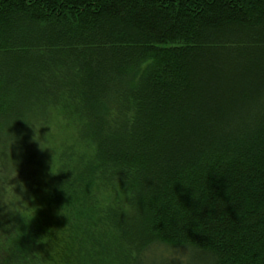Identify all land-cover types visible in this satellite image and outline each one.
I'll return each instance as SVG.
<instances>
[{"label": "trees", "instance_id": "1", "mask_svg": "<svg viewBox=\"0 0 264 264\" xmlns=\"http://www.w3.org/2000/svg\"><path fill=\"white\" fill-rule=\"evenodd\" d=\"M0 264H264V0H0Z\"/></svg>", "mask_w": 264, "mask_h": 264}, {"label": "rangeland", "instance_id": "2", "mask_svg": "<svg viewBox=\"0 0 264 264\" xmlns=\"http://www.w3.org/2000/svg\"><path fill=\"white\" fill-rule=\"evenodd\" d=\"M181 255V254H180Z\"/></svg>", "mask_w": 264, "mask_h": 264}]
</instances>
